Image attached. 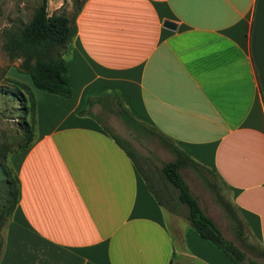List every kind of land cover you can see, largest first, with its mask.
<instances>
[{"label":"crops","instance_id":"obj_1","mask_svg":"<svg viewBox=\"0 0 264 264\" xmlns=\"http://www.w3.org/2000/svg\"><path fill=\"white\" fill-rule=\"evenodd\" d=\"M76 26L72 96L33 89L0 264H235L156 202L100 104L79 113L103 93L214 168L264 250V0H85Z\"/></svg>","mask_w":264,"mask_h":264},{"label":"trees","instance_id":"obj_2","mask_svg":"<svg viewBox=\"0 0 264 264\" xmlns=\"http://www.w3.org/2000/svg\"><path fill=\"white\" fill-rule=\"evenodd\" d=\"M81 8L82 4L78 6L72 16L67 15L64 11L49 13L48 0H40L27 23L23 25L12 24L2 30V50L11 60L21 59L20 70L22 73L27 74L30 80V84L20 80L12 81L15 86L13 95L20 102L24 112V136L26 141L19 149H26L34 135L35 97L32 88L35 87L65 97L72 96L73 84L68 75L65 54L76 35V17ZM113 99L116 100L113 102ZM95 103L115 112L131 128L135 130L145 128V125L130 113L123 104L122 99L116 94L103 93L95 97H88L85 108L81 109L79 113H83L86 111V107L89 108ZM148 130L157 135L164 147L174 155L172 160L162 164L158 176L143 171L140 165L142 157L138 155L131 144L106 128V131L131 158L139 174L144 179L149 192L160 206L170 212L185 216L190 226L201 237L211 241L235 264H264V250L262 247L257 249L254 245L246 243L245 223L240 218L235 206L220 192L218 185L204 175L205 169L210 170L213 175L219 178L216 170L196 161L189 152L167 135L155 129ZM7 168L5 169L4 201L2 209H0V225L4 218L12 215L20 195L17 173ZM183 168L194 170L204 179L207 186L215 194L216 200L229 216L235 237L249 248L257 250L263 262L247 259L245 252L233 240L223 235L218 225L205 213L199 200L191 192L181 173Z\"/></svg>","mask_w":264,"mask_h":264},{"label":"rangeland","instance_id":"obj_3","mask_svg":"<svg viewBox=\"0 0 264 264\" xmlns=\"http://www.w3.org/2000/svg\"><path fill=\"white\" fill-rule=\"evenodd\" d=\"M84 1L85 0H57V2L62 3L61 6L57 10H51V6L56 3L55 0H51L50 7L48 4V11H64L67 15L72 16L76 12L78 6L83 4ZM39 2L40 0H0V209H2V203L4 201L6 184L5 169L8 167L7 169L16 173L15 163L12 157L22 151L19 147L26 141L24 136V112L20 102L13 95L15 86L12 81L20 80L26 83L29 82V76L22 73L20 70L21 59L11 60L2 50V30L12 24L23 25L27 23L32 17ZM32 89H34V91H39V89L34 87ZM115 100L116 99H113V102ZM114 105L116 106L115 103ZM96 109L95 112L99 116L98 118L101 120L102 124L111 132L127 140L137 151L138 155L142 157L140 165L143 171L158 176L162 164L174 158V155L164 147L158 136L153 134L151 130H148L151 129L150 127L145 125V128L135 130L124 123L121 117L115 112L101 106ZM35 129L37 130V128ZM36 130L34 132L35 134L37 132ZM181 173L189 185L191 192L199 200L205 213L215 221L223 235L233 240L245 252L247 259H254L262 262L263 259L258 255L257 250L249 248L235 237L229 216L216 200L215 194L207 186L204 179L190 168L181 169ZM204 175L209 180L215 182L220 192L229 199V190L219 178L213 175L210 170L205 169ZM171 213L173 217L180 216L186 219L183 215ZM10 218L11 216L4 218L0 225V253L4 247ZM244 232L247 236L246 243L260 249L258 241L252 234L248 232L247 229H245ZM197 263L202 264L199 260Z\"/></svg>","mask_w":264,"mask_h":264},{"label":"water","instance_id":"obj_4","mask_svg":"<svg viewBox=\"0 0 264 264\" xmlns=\"http://www.w3.org/2000/svg\"><path fill=\"white\" fill-rule=\"evenodd\" d=\"M163 26L168 28V29H172V30L176 29V24L174 22H171V21H168V20H165L163 22Z\"/></svg>","mask_w":264,"mask_h":264}]
</instances>
